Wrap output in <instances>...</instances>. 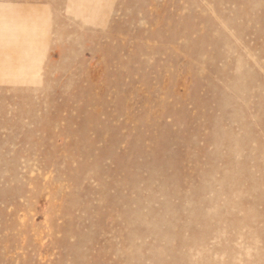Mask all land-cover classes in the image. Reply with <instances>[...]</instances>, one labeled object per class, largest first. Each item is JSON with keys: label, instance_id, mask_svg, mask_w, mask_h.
Instances as JSON below:
<instances>
[{"label": "rangeland", "instance_id": "1", "mask_svg": "<svg viewBox=\"0 0 264 264\" xmlns=\"http://www.w3.org/2000/svg\"><path fill=\"white\" fill-rule=\"evenodd\" d=\"M0 264H264V0H0Z\"/></svg>", "mask_w": 264, "mask_h": 264}]
</instances>
